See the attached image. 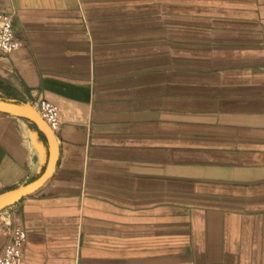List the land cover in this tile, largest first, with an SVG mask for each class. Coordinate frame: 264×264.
Segmentation results:
<instances>
[{
	"label": "crops",
	"instance_id": "1",
	"mask_svg": "<svg viewBox=\"0 0 264 264\" xmlns=\"http://www.w3.org/2000/svg\"><path fill=\"white\" fill-rule=\"evenodd\" d=\"M0 11L21 42L0 55V100L59 116L51 176L0 210L25 264H264V0ZM29 124L0 112V193L44 168Z\"/></svg>",
	"mask_w": 264,
	"mask_h": 264
},
{
	"label": "built area",
	"instance_id": "2",
	"mask_svg": "<svg viewBox=\"0 0 264 264\" xmlns=\"http://www.w3.org/2000/svg\"><path fill=\"white\" fill-rule=\"evenodd\" d=\"M13 13L0 11V55H8L21 46L13 30ZM33 108L55 133L59 127L57 108L51 102L40 99ZM25 231L19 224L11 228L9 241L0 249V264H25L24 261Z\"/></svg>",
	"mask_w": 264,
	"mask_h": 264
},
{
	"label": "water",
	"instance_id": "3",
	"mask_svg": "<svg viewBox=\"0 0 264 264\" xmlns=\"http://www.w3.org/2000/svg\"><path fill=\"white\" fill-rule=\"evenodd\" d=\"M0 112L17 116L33 124L44 137L47 146V159L42 172L30 183L0 193L1 210L36 191L51 176L58 157V145L54 133L33 107L13 101L0 100Z\"/></svg>",
	"mask_w": 264,
	"mask_h": 264
},
{
	"label": "rangeland",
	"instance_id": "4",
	"mask_svg": "<svg viewBox=\"0 0 264 264\" xmlns=\"http://www.w3.org/2000/svg\"><path fill=\"white\" fill-rule=\"evenodd\" d=\"M29 125L32 126L31 123ZM39 134H40L39 136L42 138V134L40 132ZM17 223H18L17 216L11 215L10 210L5 213L4 212L0 213V243H2V245L4 243L6 244L9 241L11 228L14 224Z\"/></svg>",
	"mask_w": 264,
	"mask_h": 264
}]
</instances>
